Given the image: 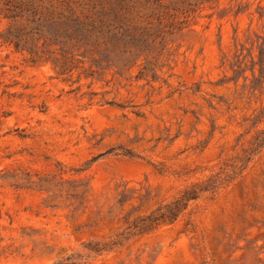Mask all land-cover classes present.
I'll use <instances>...</instances> for the list:
<instances>
[{"label": "rangeland", "instance_id": "rangeland-1", "mask_svg": "<svg viewBox=\"0 0 264 264\" xmlns=\"http://www.w3.org/2000/svg\"><path fill=\"white\" fill-rule=\"evenodd\" d=\"M56 1L0 5V264H264V0Z\"/></svg>", "mask_w": 264, "mask_h": 264}, {"label": "trees", "instance_id": "trees-1", "mask_svg": "<svg viewBox=\"0 0 264 264\" xmlns=\"http://www.w3.org/2000/svg\"><path fill=\"white\" fill-rule=\"evenodd\" d=\"M35 0H22L19 3L14 2L13 0L2 2L0 0V5L4 6L6 13H4L5 17L15 20V19H25L27 24H30V31L25 34H17L12 35L13 37H6L5 43L13 44L14 49L16 50H27L31 53H34L38 56V53L35 49H28L24 44L21 43L22 39L24 42L32 41L35 35L42 33V27L39 21L44 19L45 16L52 18L54 12L43 11V0L40 3H36ZM58 4H63L64 1H56ZM57 18L65 21V27L60 34L55 33L54 42L56 44L64 45L68 41L73 42V47H77L78 50L81 48L82 44L92 43L95 48H102L104 52L109 51V42L118 41L119 39L124 38L125 32L127 30L124 28L116 30L111 29L108 26L96 25L93 19L87 20L86 18H82L77 14L75 8L67 5L63 10H60L57 13ZM107 29V30H105ZM43 34V33H42ZM52 36V38H53ZM51 38V39H52ZM85 54V53H84ZM63 57H65L63 55Z\"/></svg>", "mask_w": 264, "mask_h": 264}]
</instances>
